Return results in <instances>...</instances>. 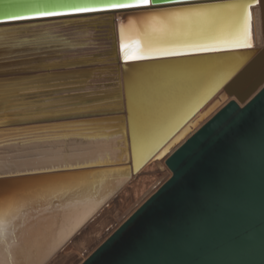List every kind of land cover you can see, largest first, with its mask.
<instances>
[{"label": "bare ground", "instance_id": "bare-ground-1", "mask_svg": "<svg viewBox=\"0 0 264 264\" xmlns=\"http://www.w3.org/2000/svg\"><path fill=\"white\" fill-rule=\"evenodd\" d=\"M251 11L253 47L239 49L238 55L230 57L234 62L239 61V66L219 87H213V73L199 71L213 64L218 65L221 60H216L194 64L190 69L196 71H186L182 64L161 67L163 69H152L149 65L145 68H127L126 94L120 77V107L116 105L118 100L115 92L118 88L112 84L113 78L108 75V71L97 73L96 76L72 75L68 78L71 82L65 85L54 83L59 82L61 77L44 79L42 87L46 91L26 95L25 99L31 103L41 104L43 111H56V118L68 116L71 122L39 127L26 135L28 138L48 140L46 143L28 147H0V176L10 171L30 173L39 168L60 169L98 163L118 164L127 166V169L87 172L44 180L54 181L52 184L37 180L5 187L31 190L21 191L12 198L0 197V216L3 217L5 229L3 237H0V264H81L168 180L171 173L165 166V160L176 149L229 102H235L238 107L243 108L264 88L263 75L243 99L236 94L225 93L227 87L240 88L243 80H249L264 67V35L259 6H254ZM68 19L72 18L21 21L0 24V27ZM129 24L130 28L127 26L125 31L129 28V33H132V20ZM83 27L59 28L63 31L62 35L69 37L67 43L57 41V35L46 34L44 40L39 42L42 44L40 47L24 44L15 49H0V60L12 61L15 59L12 53L16 52L29 65L43 61L62 63L59 58L64 54L87 52L89 46L81 44L94 41L91 38L104 36L105 31L102 34ZM105 28L106 23L102 29ZM76 29H86L93 33L89 35L90 38L86 34L82 36V32L73 34L72 31ZM44 31L53 30L33 31L31 35ZM71 34L74 37H70ZM21 37L22 33L16 30L0 35V40L17 43L23 41L19 39ZM39 40L23 42L37 43ZM134 51L136 49L132 53ZM106 54L101 52L100 57L105 58ZM80 60L81 58L68 61ZM18 68L20 67L12 62L7 65L0 63V72L16 71ZM85 78L90 81H73ZM31 79L24 80L34 83L43 81ZM196 80L200 86L188 101L189 106H194L191 114L158 149L150 151L151 145L147 137L150 125L165 113L170 104L183 96ZM125 103L132 150L129 147ZM119 108L122 112H117ZM117 114L122 116L113 117ZM14 115L16 114L0 111V125L18 121L10 119ZM103 117L110 118L96 119ZM3 136L0 135V141ZM23 136L25 135L20 137Z\"/></svg>", "mask_w": 264, "mask_h": 264}, {"label": "water", "instance_id": "water-1", "mask_svg": "<svg viewBox=\"0 0 264 264\" xmlns=\"http://www.w3.org/2000/svg\"><path fill=\"white\" fill-rule=\"evenodd\" d=\"M11 2L12 0H0V24H5L2 22L3 15L7 14L5 5ZM200 2L221 3L224 0ZM257 6L261 18V5ZM131 20L134 27L132 33H129ZM105 23L106 28L102 29ZM82 25L83 28H91L102 34L105 31L104 36L91 38L94 41L81 44L89 46L87 52L64 54L59 58L63 61L59 64L43 61L35 65H49L46 72L25 70L21 67L16 71L0 72V80L32 78L35 81L42 76L45 79L61 77L59 82L54 83L65 85L71 82L68 78L72 75L96 76L97 73L108 71V75L113 78L112 84L118 88L115 92L118 100L116 105L120 107V77L126 94L127 68H145L149 65L152 69H163L182 64L184 69H190L194 64L219 61L240 53V50H236L159 60H129L130 62L125 63L120 51V28L123 26L125 30L129 26L127 32L124 31V42L129 46L130 54L140 46L143 26L140 18L132 15L114 16L111 21L103 23H97L94 18H81L5 26L0 27V35L19 30L22 33L19 39L23 41L40 39L37 42H42L44 35L51 34L50 36L57 35V41L69 42V37L62 35L63 31L59 28ZM6 29L9 31L6 32ZM45 29L53 31L31 35L33 31ZM76 32H82V36L86 34L89 37L92 31H72L73 34ZM70 37L74 35L71 34ZM127 37L130 39L127 40ZM101 52L107 53L109 59L105 60L106 56L100 57ZM79 58L80 61H68ZM0 63L3 61L0 60ZM108 63L112 65H107ZM263 75L264 67L249 80H243L240 88L230 86L225 93H233L243 99ZM73 81L88 83L90 80L85 78ZM43 82L44 79L35 83L42 85ZM224 97L223 95L222 98ZM125 106L129 147L132 150L127 104ZM117 112L122 110L119 108ZM118 116L121 117L122 114L113 117ZM106 118L110 117L96 119ZM69 121L71 122L68 116H63L46 119L38 124L4 122L0 125V131L4 135L0 147H28L46 143L48 140L28 138L26 135L39 127L62 125ZM21 135L25 136L17 143L13 137ZM122 137L125 139L124 135ZM165 166L171 173L168 180L81 264H264V88L243 108L238 107L235 102H229L176 149L165 160ZM121 168L127 169V166L86 164L20 176L3 183L7 187L24 182Z\"/></svg>", "mask_w": 264, "mask_h": 264}, {"label": "snow or ice", "instance_id": "snow-or-ice-1", "mask_svg": "<svg viewBox=\"0 0 264 264\" xmlns=\"http://www.w3.org/2000/svg\"><path fill=\"white\" fill-rule=\"evenodd\" d=\"M261 5V28L264 35V0H224L221 3H205L200 0H12L5 5L3 23L17 21H42L51 18H94L97 23L111 21L114 16L132 15L142 23L140 46L129 54L124 42V27L121 26L120 51L125 63L129 60H159L169 57L194 56L202 53L234 52L253 47V16L251 9ZM131 23V21H130ZM6 32L9 30H5ZM67 43V42H66ZM28 44L40 47L39 42L10 43L0 40V49H15ZM10 62L25 70L46 72L49 65H29L13 52ZM239 61L225 57L217 64L210 65L201 72L213 73V87H219L239 66ZM186 71H196L186 69ZM45 79V77H41ZM194 81L183 96L170 104L165 113L149 127L147 137L150 151L158 149L191 114L194 106L188 101L199 88ZM47 89L40 83L26 80H0V111L15 113L10 119L33 124L46 119L56 118V113L43 111L41 104H34L25 99L29 93L39 94ZM2 135V133H0ZM39 139V137H37ZM19 143L20 136L13 137ZM179 139V138H178ZM177 141H173L176 143ZM171 147V145H169ZM167 151V149L165 150ZM163 155V153H161ZM51 168H39L37 173L10 171L0 176V197H15L21 191L31 189L8 188L4 181L26 175L51 172ZM52 184L54 181H41ZM3 217L0 216V237H3Z\"/></svg>", "mask_w": 264, "mask_h": 264}]
</instances>
